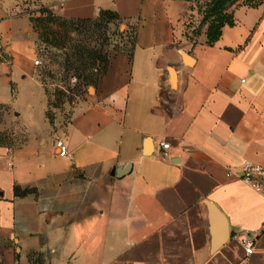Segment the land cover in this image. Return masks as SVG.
<instances>
[{
    "label": "crops",
    "instance_id": "crops-1",
    "mask_svg": "<svg viewBox=\"0 0 264 264\" xmlns=\"http://www.w3.org/2000/svg\"><path fill=\"white\" fill-rule=\"evenodd\" d=\"M188 10L0 0V264H264V194L237 176L244 159L264 165V2L233 6L211 43L185 36ZM102 11L133 25L130 49L68 117L49 115L34 25ZM26 78L35 87L18 89ZM209 202L226 219L218 246Z\"/></svg>",
    "mask_w": 264,
    "mask_h": 264
},
{
    "label": "rangeland",
    "instance_id": "rangeland-1",
    "mask_svg": "<svg viewBox=\"0 0 264 264\" xmlns=\"http://www.w3.org/2000/svg\"><path fill=\"white\" fill-rule=\"evenodd\" d=\"M196 1H189L196 6ZM242 1V0H239ZM255 2V0H253ZM238 5L236 1L229 6ZM197 7L188 10L183 17L184 34L198 37L206 30L200 23ZM37 34L35 45L37 58L36 78L48 97L49 115L69 116L70 106L78 102L93 85L109 59L120 50H129L133 39V25H127L111 14L97 19L45 18L34 25ZM18 89L35 87L29 78L19 81ZM28 93L18 95L25 103ZM28 101V100H27Z\"/></svg>",
    "mask_w": 264,
    "mask_h": 264
},
{
    "label": "trees",
    "instance_id": "trees-1",
    "mask_svg": "<svg viewBox=\"0 0 264 264\" xmlns=\"http://www.w3.org/2000/svg\"><path fill=\"white\" fill-rule=\"evenodd\" d=\"M236 1L238 4H246L251 6L264 2V0H255V2H253V0H201L196 1V6L193 3L189 5L190 10L194 9V7H197L198 11L201 13L200 23L206 24L205 35L207 42L211 43L216 40L222 32L223 26L234 24L235 19L233 12L228 10V8ZM106 14L111 13L109 11L101 12V16ZM39 21H44V19L40 18Z\"/></svg>",
    "mask_w": 264,
    "mask_h": 264
},
{
    "label": "built area",
    "instance_id": "built-area-1",
    "mask_svg": "<svg viewBox=\"0 0 264 264\" xmlns=\"http://www.w3.org/2000/svg\"><path fill=\"white\" fill-rule=\"evenodd\" d=\"M2 44L0 43V59H2ZM35 64L41 63L39 58L33 60ZM243 80V79H242ZM159 146L162 148L168 147L169 142L166 139L159 140ZM54 145L56 147L58 155H66L68 151L67 143L62 137H56L54 139ZM237 176L247 182L253 189L264 194V165L244 159L239 167V173ZM246 253L253 251V241L249 237H243L241 239Z\"/></svg>",
    "mask_w": 264,
    "mask_h": 264
},
{
    "label": "water",
    "instance_id": "water-1",
    "mask_svg": "<svg viewBox=\"0 0 264 264\" xmlns=\"http://www.w3.org/2000/svg\"><path fill=\"white\" fill-rule=\"evenodd\" d=\"M209 215L218 228L215 231V237L213 240L214 246L221 244L227 236L226 231V219L220 209L212 202L208 203Z\"/></svg>",
    "mask_w": 264,
    "mask_h": 264
},
{
    "label": "bare ground",
    "instance_id": "bare-ground-1",
    "mask_svg": "<svg viewBox=\"0 0 264 264\" xmlns=\"http://www.w3.org/2000/svg\"><path fill=\"white\" fill-rule=\"evenodd\" d=\"M172 70V69H171ZM173 71V70H172Z\"/></svg>",
    "mask_w": 264,
    "mask_h": 264
}]
</instances>
